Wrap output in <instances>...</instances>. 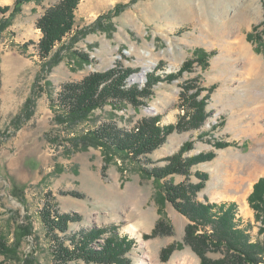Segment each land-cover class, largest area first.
Segmentation results:
<instances>
[{
  "label": "rangeland",
  "instance_id": "obj_1",
  "mask_svg": "<svg viewBox=\"0 0 264 264\" xmlns=\"http://www.w3.org/2000/svg\"><path fill=\"white\" fill-rule=\"evenodd\" d=\"M59 1L27 3L0 33V226L10 243L20 240L7 264H103L60 260L43 222L44 207L53 218L73 217L68 235L104 230L88 243L95 251L115 231L133 239L123 264H201L200 255L184 241L190 219L165 199L168 184L202 183L200 173L209 178L196 200L235 202L240 226L248 228L253 241H264V214L257 217L249 202L264 176V0H80L73 29L44 60L37 21ZM13 2L0 0V6ZM198 48L210 54L208 66L195 62L168 78ZM150 65L143 81L136 79ZM116 67L132 68L130 85L144 87L149 73L162 78L149 96L140 97L143 104L113 101L84 118L69 112L65 119L73 120L60 122L64 108L58 103L66 84ZM195 80L212 89L199 128L174 131L137 157L94 143L93 131L103 124L131 130L143 118L159 115L162 124L177 122L185 110L184 87ZM188 140H194L193 148L184 157L211 150L216 157L189 166L187 173L151 174ZM218 141L229 145L218 148ZM224 190L223 198L215 197ZM161 219L163 234L148 237ZM165 248H170L166 258ZM209 257L223 253L211 251Z\"/></svg>",
  "mask_w": 264,
  "mask_h": 264
},
{
  "label": "trees",
  "instance_id": "obj_2",
  "mask_svg": "<svg viewBox=\"0 0 264 264\" xmlns=\"http://www.w3.org/2000/svg\"><path fill=\"white\" fill-rule=\"evenodd\" d=\"M31 1L41 2L42 0H14L11 5L0 6V14H3L0 18V33L5 31L11 20L21 13L24 6ZM79 4L80 0H60L57 4L47 8L44 15L38 19L37 27L42 34L38 47L44 60L49 57L57 42L62 41L73 29ZM209 55L206 50L198 48L195 57L185 61L176 73L168 74V78L172 79L182 74L184 70H190L195 62H201L204 67L208 66ZM132 72V68L116 67L105 72H95L80 82L66 84L61 91V99L58 103L60 108H64H62L63 118L61 117L60 122L70 123L73 120V117L68 115L65 119V115L69 112H77L84 118L83 115L89 111L109 102L113 104V101H126L133 105L143 104L140 97L149 96L153 84L158 82L162 76L155 72L149 73L145 86L140 87L138 84H128V78ZM193 82L194 84L187 83L184 87L182 99L187 106L184 105V113L180 115L177 122L162 124V116L159 115L143 118L139 125L131 130L120 127L116 123L103 124L93 131L94 143L113 153L123 152L137 157L161 145L174 131L183 132L199 128L208 115L205 100L210 97L212 89L196 85V80ZM203 90H208L204 101L197 99V95ZM31 100L32 98H29L28 103ZM56 119L58 120L57 117ZM193 141H186L178 152L169 157V163L166 166L151 169L150 171L153 172L151 174L161 178L169 173H187L189 166L216 157L215 150L184 157V153L193 148ZM228 145V142L218 141L216 147L223 148ZM200 174L204 176L203 181L208 180V174ZM203 181L188 186L171 183L166 186V201L171 202L191 221L187 226L184 241L200 255L201 264H264V241L261 239L253 241L248 228L240 226L236 216L237 204L235 202L203 203L196 200L197 193L205 187ZM249 202L256 210L257 217H260V213L264 214V176L255 183L249 195ZM42 218L47 227V235L53 239L54 253H58L60 260L65 262L83 258L88 262L123 264V255L133 245V239L122 237L115 231L107 238L104 248L101 251H95L89 247L88 243L104 233V230L81 231L80 234L68 235L66 231L69 220L73 217L68 214H59L53 218L49 209L44 207ZM163 225L164 219H161L148 237L163 234ZM56 230L64 233V236L56 234ZM261 230L263 231L264 228ZM67 240L68 243H66ZM14 243H10L3 227L0 226V264H7V259L11 254L12 256L17 254L15 245H19L20 240L16 239ZM170 248L164 249V258ZM211 251L221 252L223 257L213 259L209 257Z\"/></svg>",
  "mask_w": 264,
  "mask_h": 264
},
{
  "label": "bare ground",
  "instance_id": "obj_3",
  "mask_svg": "<svg viewBox=\"0 0 264 264\" xmlns=\"http://www.w3.org/2000/svg\"><path fill=\"white\" fill-rule=\"evenodd\" d=\"M242 50L245 52V54H246V58H247V61H248V63L250 64V65H252V66H254V68H255V65L257 66V62H254V59H253V57L250 55V53H249V51H248V48H247V46L246 45H244L243 44V46H242ZM247 65V64H246ZM152 65H150V66H146L145 68H144V70H143V72L140 74V75H138V77L136 78V79H138V80H142L143 78H144V75L145 74H147L146 72V70L148 69V68H150ZM249 66V65H248ZM134 76L135 75H133V79H134ZM136 79H134V80H136ZM138 80H136V81H138ZM143 81V80H142ZM140 82V81H139ZM261 111H263L264 112V108L262 107L261 108ZM257 125H258V122H257ZM246 173V172H245ZM220 191V190H219ZM218 192V191H217ZM225 193H226V191L224 190V191H222V192H219V193H217V195L215 196V197H217V198H223L224 196H225ZM244 199H245V196H244ZM247 201V200H246ZM243 207H244V211L246 210V211H248L249 210V207H248V204L244 201L243 202ZM134 229V228H133Z\"/></svg>",
  "mask_w": 264,
  "mask_h": 264
},
{
  "label": "crops",
  "instance_id": "obj_4",
  "mask_svg": "<svg viewBox=\"0 0 264 264\" xmlns=\"http://www.w3.org/2000/svg\"><path fill=\"white\" fill-rule=\"evenodd\" d=\"M245 178V182H247V179H246V177H244ZM228 197V196H227ZM227 197H225V198H227ZM139 225V224H138Z\"/></svg>",
  "mask_w": 264,
  "mask_h": 264
},
{
  "label": "water",
  "instance_id": "obj_5",
  "mask_svg": "<svg viewBox=\"0 0 264 264\" xmlns=\"http://www.w3.org/2000/svg\"><path fill=\"white\" fill-rule=\"evenodd\" d=\"M131 82H134V80L131 79Z\"/></svg>",
  "mask_w": 264,
  "mask_h": 264
}]
</instances>
